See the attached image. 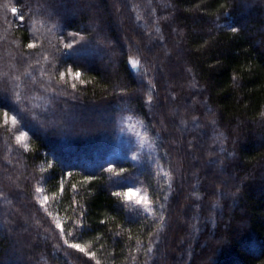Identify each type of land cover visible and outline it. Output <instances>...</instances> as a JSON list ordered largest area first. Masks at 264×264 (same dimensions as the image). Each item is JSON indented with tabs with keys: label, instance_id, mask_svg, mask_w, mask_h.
<instances>
[{
	"label": "trees",
	"instance_id": "obj_1",
	"mask_svg": "<svg viewBox=\"0 0 264 264\" xmlns=\"http://www.w3.org/2000/svg\"><path fill=\"white\" fill-rule=\"evenodd\" d=\"M43 68L81 75L50 97ZM122 102L150 164L115 153ZM0 213V264H264V0H0Z\"/></svg>",
	"mask_w": 264,
	"mask_h": 264
},
{
	"label": "rangeland",
	"instance_id": "obj_2",
	"mask_svg": "<svg viewBox=\"0 0 264 264\" xmlns=\"http://www.w3.org/2000/svg\"><path fill=\"white\" fill-rule=\"evenodd\" d=\"M64 36L65 37H62V46L64 50L63 58L73 57L77 54H83L88 56V58H91L92 61L97 60L96 56L100 52V47H98L97 44L92 45L93 43H89L87 39L79 33L67 32ZM33 37L34 40L37 38L35 34H33ZM68 45H71V47H68ZM39 74L41 81L47 83V89H44V91L47 92V96H56L54 92L60 91V87L62 86H69L71 87V90L75 89L77 78L74 77V74H72L70 70L62 69V71L59 73V77L56 80H52L50 76L45 75L46 68H43ZM165 75V79H167V82H169L170 80L168 73H165ZM73 85L75 86L73 87ZM167 87L172 89V84L170 82L169 84L167 83ZM46 101L48 100H39L37 104L32 106V108L35 111L43 112L49 108V105ZM17 111L18 110L16 108L12 109L10 111L11 113H9L7 116L6 122L8 124V129L15 146L18 148H25L28 134L27 131L33 127H31L29 124L22 123L20 113L18 112V114ZM12 118H15V124L12 123ZM78 118L80 117L78 116ZM114 119L118 134L115 151L116 155L118 157L130 159L135 163L150 164L155 156L154 145L147 136L144 124L136 116L134 109L130 107L127 102H122V105H119V111ZM21 133L24 134V138L17 139L19 136H21ZM133 157H135V159H133ZM130 190L132 193L131 198L126 195L129 207H131L133 210L147 211L146 208L149 206L148 197L147 205L144 203H136V199L138 197L147 196L145 189L138 185ZM128 192L129 190L126 193ZM6 223L7 222L3 220V215L0 213V231L4 233V227Z\"/></svg>",
	"mask_w": 264,
	"mask_h": 264
},
{
	"label": "snow or ice",
	"instance_id": "obj_3",
	"mask_svg": "<svg viewBox=\"0 0 264 264\" xmlns=\"http://www.w3.org/2000/svg\"><path fill=\"white\" fill-rule=\"evenodd\" d=\"M12 11L15 13L17 10L14 8V9H12ZM21 18V20H23V16H21L20 17ZM233 31H235V29H233ZM68 47H71V45H68ZM134 64L135 63H137V62H133ZM63 75V74H62ZM80 75H81V73L80 72H75L74 73V77L75 78H79L80 77ZM75 85H73V87H74ZM5 116H7V113H5ZM15 118H12V123L13 124H15ZM24 138V134L23 133H21V136H19L17 139H23ZM133 159H135V157H133ZM111 170V169H110ZM38 191H40V189H38ZM116 195L117 196H119V195H121V193H116ZM125 195H127L129 198H131V196H132V193H131V190H129V192L128 193H126ZM47 199H48V197H44V200L45 201H47ZM136 203L137 204H141V203H144L145 205H147V196H144V197H138L137 199H136ZM146 210H148L147 208H146ZM57 227L58 228H60L61 227V225H60V223L59 222H57ZM61 231H63V229H61ZM65 243H67V241H65ZM70 247H72V248H75V249H77V250H79V251H81V252H85V246H82V245H80V244H71V245H69ZM94 255V254H93Z\"/></svg>",
	"mask_w": 264,
	"mask_h": 264
}]
</instances>
